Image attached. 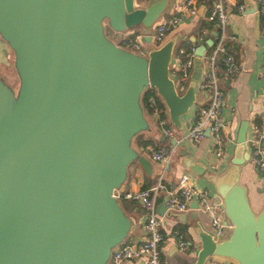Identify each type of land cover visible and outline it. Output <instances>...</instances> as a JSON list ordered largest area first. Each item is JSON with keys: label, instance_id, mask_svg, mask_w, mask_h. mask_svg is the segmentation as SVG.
<instances>
[{"label": "water", "instance_id": "obj_1", "mask_svg": "<svg viewBox=\"0 0 264 264\" xmlns=\"http://www.w3.org/2000/svg\"><path fill=\"white\" fill-rule=\"evenodd\" d=\"M167 4L0 0V39L12 52L16 79L0 73V264H104L133 230L113 190L122 188L133 161L150 173L148 157L132 145L149 129L141 93L152 86L180 128L194 90L180 93L168 74L172 39L141 54L116 44L105 28L118 33L140 26L149 43L152 23ZM245 8L252 10L248 3ZM212 41L195 46L194 54ZM246 128L235 129L228 166L207 175L229 234L214 235L198 222L194 264L211 255L264 264V199L254 211L238 181L249 158ZM184 154L183 165L202 174ZM164 209V203L156 207Z\"/></svg>", "mask_w": 264, "mask_h": 264}, {"label": "crops", "instance_id": "obj_2", "mask_svg": "<svg viewBox=\"0 0 264 264\" xmlns=\"http://www.w3.org/2000/svg\"><path fill=\"white\" fill-rule=\"evenodd\" d=\"M151 1L153 0H135V4L143 6ZM212 3L213 0H195V14H191L180 10V0H168L167 10L171 9L179 16L178 23L166 33L162 41L164 42L168 39H172L173 41L171 64L174 61L175 48L183 38L190 37L195 47L199 44H204L212 31H215L213 28L209 29L205 26ZM245 3L250 5L251 11L246 10ZM225 5L229 14L227 34L230 37L227 39V46L234 58L239 62L240 69L232 77H224L221 79L224 89V105L221 110V117L229 125V128H225L223 131L222 152L218 156L214 154L210 147L211 138L209 134H205L198 143H192L183 136L196 116L197 109L206 102L205 91L198 87L202 73L208 65L205 53L209 47L205 46L201 55L194 54L188 76L179 85H176L171 64L169 65L168 74L173 79L176 89L180 93L184 92L188 87H193L194 90V103L189 105L186 113L180 115V128L172 124L168 116L167 108L163 103L166 124L174 128V138L164 135L159 129L155 117L143 107L149 129L141 131L138 134L140 135V139L149 141L144 145L132 141L134 148L142 153L146 145L155 147L160 143L172 144L171 139L176 140L165 163L154 161L144 153L150 161V173H146L134 161L127 166L126 177L122 184L123 190H137L143 184L149 187L157 179H161L164 188L160 190L156 197V207L159 203H163L162 197L165 189L174 188L178 176L183 172L187 173L190 182L197 189H204L210 194H215L212 185L207 180V175L220 173L228 166L235 147L236 127L238 125L243 127L247 125L246 143L252 134V129L255 125L254 120L257 118L260 124L264 122V29L260 25V15L255 11L254 0H225ZM236 5H242V12L235 10ZM140 28V26H136L118 33H114L108 28H105V31L109 37L116 41L121 35ZM151 46L152 44L148 43L146 48L148 49ZM11 58L12 52L6 43L0 39V73L9 82H11V76H13ZM219 74L221 75V72ZM183 153H185L184 156L188 157V159H193L195 163L202 166V174H198L183 165ZM238 181L246 185L250 206L254 211H257L264 199V179L258 175L256 168L249 161V158L238 169ZM120 203L124 212L134 222V228L127 235L126 239L137 241L142 237L144 231L142 205L139 200L128 198H121ZM196 207L197 201L191 200L188 209L184 211L167 212L165 209L162 213L156 211L158 213V228L160 230L166 232L171 229L177 230V228L181 227L184 228L187 236L185 239L188 246L185 249H180L173 237L169 238L161 246L160 257L163 264H194L196 250L199 246V239L195 234V227H197V223L199 222L202 227L211 230L208 216L200 212ZM194 212L197 213V217L193 216ZM229 230L230 227L223 230L225 236L229 234ZM121 264H145V262L143 259H134L125 260ZM202 264L235 263L230 259L211 255Z\"/></svg>", "mask_w": 264, "mask_h": 264}, {"label": "built area", "instance_id": "obj_3", "mask_svg": "<svg viewBox=\"0 0 264 264\" xmlns=\"http://www.w3.org/2000/svg\"><path fill=\"white\" fill-rule=\"evenodd\" d=\"M195 0H180V10L195 14ZM255 11L259 15H264V0H254ZM235 10L242 12V5H236ZM228 11L225 0H213L208 19L215 22V35L212 44L206 51L205 56L208 65L199 80L198 87L205 91L206 102L202 104L196 112L191 124L183 135L192 143H198L205 136V129L208 130L211 138V149L216 156L222 152L223 131L229 125L221 117V110L224 105V89L221 79L232 77L239 69V62L234 58L227 46ZM179 20L178 14L173 10L161 13L159 18L152 23L150 31V42L152 46L160 44L166 33L170 31ZM189 44L187 37L183 38ZM121 47L144 54L147 50V42L144 41L143 29H137L121 35L116 41ZM194 45L190 44V49L183 51L179 49L182 56H175L171 64L176 85L182 83L188 76L189 68L194 57ZM221 72V75L219 74ZM264 92V89H263ZM144 93L143 107H145L156 119L159 129L166 136L174 138V128L166 124L165 107L157 100L155 89L147 85L141 94ZM176 141V140H175ZM247 149L249 161L256 168L257 172H262L264 179V122L254 125L251 136L247 139ZM173 144L160 143L158 146L146 145L142 152L150 159L165 163L173 149ZM164 188L161 179L146 188L137 190H123L115 188L113 195L120 198L139 200L143 212V235L137 241H130L126 238L115 245L110 252L108 260L104 264H121L125 260L143 259L145 264H163L160 253L161 246L169 238L176 240L180 249H185L188 245L182 234L176 230L162 231L158 228V213L156 212V197L160 190ZM191 200L197 201V209L206 214L209 219L211 231L214 235L230 227V223L225 219L221 208V200L216 194H210L207 190L197 189L189 180L187 173L183 172L178 176L176 186L172 189H165L162 202L165 211L180 212L188 209Z\"/></svg>", "mask_w": 264, "mask_h": 264}, {"label": "trees", "instance_id": "obj_4", "mask_svg": "<svg viewBox=\"0 0 264 264\" xmlns=\"http://www.w3.org/2000/svg\"><path fill=\"white\" fill-rule=\"evenodd\" d=\"M260 25H261V28H263L264 29V15H260ZM206 25V27L207 28H209V29H215V22H214V20L213 19H208V21L205 23ZM209 37H212L213 38V36L210 34L209 35ZM187 39L189 40V44H186L185 42H184V40H182L181 42H179V44L177 45V47L175 48V52H174V55L175 56H182L183 55V53H180L179 52V49H183V51H187V50H189L190 49V44H193V41H192V39L190 38V37H187ZM209 47V46H208ZM159 97V96H158ZM157 100L160 102V103H162L163 104V102H162V100H161V98L159 97V98H157ZM143 102H144V93L143 94H141V103L143 104ZM164 105V104H163ZM254 123H255V125H259L260 123L257 121V118L254 120ZM133 142H139L140 144H145L146 142H148L149 140H142V139H140V135L139 134H136L134 137H133V140H132ZM147 185H145V184H143L142 186H141V188H145ZM121 199V198H120ZM120 199H119V201H120ZM177 230L182 234V236L184 237V239L187 237L186 236V234H185V230H184V228H181V227H179V228H177ZM186 240V239H185Z\"/></svg>", "mask_w": 264, "mask_h": 264}, {"label": "rangeland", "instance_id": "obj_5", "mask_svg": "<svg viewBox=\"0 0 264 264\" xmlns=\"http://www.w3.org/2000/svg\"><path fill=\"white\" fill-rule=\"evenodd\" d=\"M164 12V11H163ZM13 71V70H12ZM12 77V79H11V82L12 83H15L16 82V79H15V76H14V73H13V76H11ZM160 97V96H159ZM158 96H157V98H159Z\"/></svg>", "mask_w": 264, "mask_h": 264}]
</instances>
